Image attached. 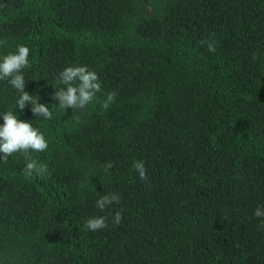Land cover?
<instances>
[{"label":"trees","instance_id":"obj_1","mask_svg":"<svg viewBox=\"0 0 264 264\" xmlns=\"http://www.w3.org/2000/svg\"><path fill=\"white\" fill-rule=\"evenodd\" d=\"M17 44L52 116L17 109L48 147L40 174L0 160V264H264V0H0V53ZM70 64L101 83L83 109L51 95ZM14 96L0 80V110Z\"/></svg>","mask_w":264,"mask_h":264},{"label":"clouds","instance_id":"obj_2","mask_svg":"<svg viewBox=\"0 0 264 264\" xmlns=\"http://www.w3.org/2000/svg\"><path fill=\"white\" fill-rule=\"evenodd\" d=\"M213 44L208 43L209 50H213ZM30 66L29 48L25 44H17L14 51L6 54L0 53V80L7 83L15 90L14 108L0 110V160L6 159L9 154L22 152L26 158L25 169L28 173L35 171L40 174L45 166L38 165L37 161L30 159V150L40 152L48 147V141L39 127L34 126L33 119H21L17 109L26 107L34 118L47 120L52 116L50 105L41 97L26 90V79L24 69ZM57 87L53 88L51 94L61 109L81 108L83 109L93 100L101 89L98 74L83 64H70L59 70ZM114 93L109 92L103 101V106L113 100ZM105 167H111L108 162ZM134 169L143 178L146 175L143 160L133 162ZM119 196L116 193H103L96 201V207L103 210L107 205L117 202ZM254 215L264 217V206L257 205ZM120 213L114 214V221L119 223ZM89 230H96L106 226V218L103 215L91 216L85 221Z\"/></svg>","mask_w":264,"mask_h":264},{"label":"bare ground","instance_id":"obj_3","mask_svg":"<svg viewBox=\"0 0 264 264\" xmlns=\"http://www.w3.org/2000/svg\"><path fill=\"white\" fill-rule=\"evenodd\" d=\"M59 204V203H58ZM56 208V207H55ZM59 208V207H58Z\"/></svg>","mask_w":264,"mask_h":264}]
</instances>
